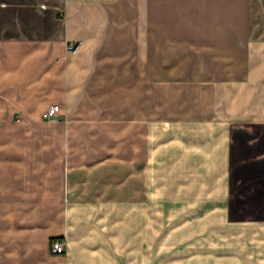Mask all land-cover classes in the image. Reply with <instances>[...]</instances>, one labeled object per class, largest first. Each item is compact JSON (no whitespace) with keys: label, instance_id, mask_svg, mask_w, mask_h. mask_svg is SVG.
<instances>
[{"label":"crops","instance_id":"obj_1","mask_svg":"<svg viewBox=\"0 0 264 264\" xmlns=\"http://www.w3.org/2000/svg\"><path fill=\"white\" fill-rule=\"evenodd\" d=\"M246 106L263 126L264 0H0V264H138L146 139Z\"/></svg>","mask_w":264,"mask_h":264},{"label":"rangeland","instance_id":"obj_2","mask_svg":"<svg viewBox=\"0 0 264 264\" xmlns=\"http://www.w3.org/2000/svg\"><path fill=\"white\" fill-rule=\"evenodd\" d=\"M153 103L148 90L143 124L171 116ZM209 109L191 115L207 124L159 122L153 139L138 136V264H264V125L247 106L231 120Z\"/></svg>","mask_w":264,"mask_h":264},{"label":"built area","instance_id":"obj_3","mask_svg":"<svg viewBox=\"0 0 264 264\" xmlns=\"http://www.w3.org/2000/svg\"><path fill=\"white\" fill-rule=\"evenodd\" d=\"M78 47H79L78 41L73 40V41L67 42V49L71 52H76L78 50ZM59 109H60L59 103H52L49 106V108L45 114L46 118L49 120L56 118ZM66 243H67L66 239L58 238V237L53 238L51 241L52 250L54 252H63V251H65Z\"/></svg>","mask_w":264,"mask_h":264}]
</instances>
